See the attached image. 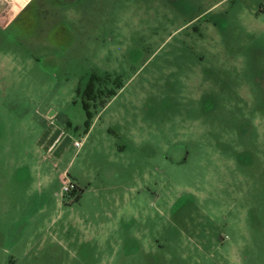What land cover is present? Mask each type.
<instances>
[{
  "label": "rangeland",
  "instance_id": "rangeland-1",
  "mask_svg": "<svg viewBox=\"0 0 264 264\" xmlns=\"http://www.w3.org/2000/svg\"><path fill=\"white\" fill-rule=\"evenodd\" d=\"M15 12L0 15V264H264V0ZM66 174L84 194L63 193Z\"/></svg>",
  "mask_w": 264,
  "mask_h": 264
},
{
  "label": "crops",
  "instance_id": "crops-1",
  "mask_svg": "<svg viewBox=\"0 0 264 264\" xmlns=\"http://www.w3.org/2000/svg\"><path fill=\"white\" fill-rule=\"evenodd\" d=\"M6 1L8 2V8L6 9V11L3 14L7 13L11 8H13L16 11L13 18L16 16V14L18 15L19 12H22L23 10H25L29 5H31L34 2V0H6ZM86 135H87V133H86ZM84 140H85V137L82 140H74V142L79 141L81 143V146L79 148H76L74 146V142H73V146L76 148L77 151L80 150L81 147L83 146ZM70 180L72 182H74L78 187H81L77 181L73 180L72 178H70ZM82 190L83 191L81 194H84L86 191V188H84Z\"/></svg>",
  "mask_w": 264,
  "mask_h": 264
},
{
  "label": "trees",
  "instance_id": "trees-1",
  "mask_svg": "<svg viewBox=\"0 0 264 264\" xmlns=\"http://www.w3.org/2000/svg\"><path fill=\"white\" fill-rule=\"evenodd\" d=\"M107 94V97H113L114 95H116L115 91H102L100 89L95 90V87L93 84H90L86 90V96L90 99V98H95V93L99 94V93H105ZM87 106V105H86ZM82 189L78 188L76 190H74L73 192H71V195H76V198L82 193Z\"/></svg>",
  "mask_w": 264,
  "mask_h": 264
},
{
  "label": "built area",
  "instance_id": "built-area-1",
  "mask_svg": "<svg viewBox=\"0 0 264 264\" xmlns=\"http://www.w3.org/2000/svg\"><path fill=\"white\" fill-rule=\"evenodd\" d=\"M74 146L76 148H79L81 146V143L79 141L77 142H74ZM64 185H63V193H67V194H70L71 192H73L74 190L77 189V186L74 182H72L69 178H68V175L66 174L64 176Z\"/></svg>",
  "mask_w": 264,
  "mask_h": 264
},
{
  "label": "water",
  "instance_id": "water-1",
  "mask_svg": "<svg viewBox=\"0 0 264 264\" xmlns=\"http://www.w3.org/2000/svg\"><path fill=\"white\" fill-rule=\"evenodd\" d=\"M0 1H1V4H0V15H1L8 8V2L6 0H0Z\"/></svg>",
  "mask_w": 264,
  "mask_h": 264
},
{
  "label": "flooded vegetation",
  "instance_id": "flooded-vegetation-1",
  "mask_svg": "<svg viewBox=\"0 0 264 264\" xmlns=\"http://www.w3.org/2000/svg\"><path fill=\"white\" fill-rule=\"evenodd\" d=\"M77 186V185H76ZM78 187V186H77Z\"/></svg>",
  "mask_w": 264,
  "mask_h": 264
}]
</instances>
